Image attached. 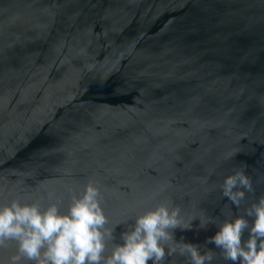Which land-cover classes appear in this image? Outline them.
<instances>
[{"label":"water","instance_id":"1","mask_svg":"<svg viewBox=\"0 0 264 264\" xmlns=\"http://www.w3.org/2000/svg\"><path fill=\"white\" fill-rule=\"evenodd\" d=\"M238 170L253 181L240 205L221 188ZM89 182L114 229L105 255L167 203L195 217L176 242L240 264L209 238L243 215L246 241L264 196V0H0V204L66 212Z\"/></svg>","mask_w":264,"mask_h":264},{"label":"clouds","instance_id":"2","mask_svg":"<svg viewBox=\"0 0 264 264\" xmlns=\"http://www.w3.org/2000/svg\"><path fill=\"white\" fill-rule=\"evenodd\" d=\"M221 188L225 196L240 205L245 189L253 190V181L238 170L225 176ZM246 212L255 218L246 241L242 243L241 237L249 221L243 215L225 220L209 239L223 249L226 259L264 264V196L252 202ZM194 218L184 222L178 206L160 203L137 215L134 224L122 233L123 242L114 243L110 254L105 255L107 241L114 240V229L106 227L108 217L101 204L100 188L89 182L81 194L73 195L66 212L56 202L45 208L20 199L0 204V247L7 246L8 241L17 242V251L8 264H21L25 258L28 264H148L149 260L163 264L166 256L178 250L190 255L191 264H206L213 258L211 251L201 253L191 242H176L171 231L177 226L191 227ZM208 219L200 218L201 226Z\"/></svg>","mask_w":264,"mask_h":264}]
</instances>
